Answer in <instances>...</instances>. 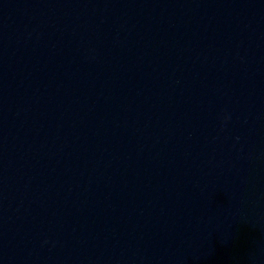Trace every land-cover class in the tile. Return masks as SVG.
Instances as JSON below:
<instances>
[{"label":"water","instance_id":"water-1","mask_svg":"<svg viewBox=\"0 0 264 264\" xmlns=\"http://www.w3.org/2000/svg\"><path fill=\"white\" fill-rule=\"evenodd\" d=\"M244 4L264 69V0H244Z\"/></svg>","mask_w":264,"mask_h":264}]
</instances>
